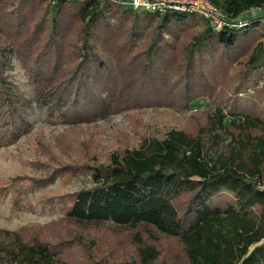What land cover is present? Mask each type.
<instances>
[{
  "label": "trees",
  "instance_id": "obj_1",
  "mask_svg": "<svg viewBox=\"0 0 264 264\" xmlns=\"http://www.w3.org/2000/svg\"><path fill=\"white\" fill-rule=\"evenodd\" d=\"M210 2L229 25L237 26L216 30L204 19L203 32L185 44L179 33L199 21L193 13L136 12L126 0H20L21 16L12 22L17 26L16 37H21L18 27L23 29V22L30 18L25 13L36 3H47L53 32L65 33L69 22L80 26L68 69L55 34L51 42H37L35 36L12 39L17 52H23L27 60L34 58L33 102L62 116L92 122L121 104L145 99L137 96L159 105L158 99L165 95L172 101L167 102L169 106L177 101L187 108L197 93L215 89L209 75L222 73L226 62L241 55L248 56V66L236 90L246 93L254 83L251 74L262 71L264 75V22L260 21L264 0ZM4 3L0 0V9ZM250 12L255 16L242 22V16ZM36 26V34L51 30L43 18ZM2 29L0 24V33ZM165 34L174 36L176 45ZM182 48L187 62L184 88L167 89L165 69L172 63L170 55ZM2 67L0 146L14 143L20 130L28 127L25 109L30 102L11 92ZM130 76L136 79L137 90L128 102H122L120 98L129 94L126 90L131 91ZM237 111L226 114L224 108L215 109L197 135L173 130L163 140L147 139L139 148L113 154L108 166L93 169L94 186L76 193L68 217L79 224L111 221L133 231L139 259L131 264H168L159 263V251L143 241L140 231H147L145 226L178 240L187 264H264V119ZM223 134L231 136L230 151L215 162L209 149ZM5 234L13 239L9 248L0 247V262L69 264L42 241L27 242L19 234Z\"/></svg>",
  "mask_w": 264,
  "mask_h": 264
},
{
  "label": "rangeland",
  "instance_id": "obj_2",
  "mask_svg": "<svg viewBox=\"0 0 264 264\" xmlns=\"http://www.w3.org/2000/svg\"><path fill=\"white\" fill-rule=\"evenodd\" d=\"M4 1L6 5L0 9V24L3 25L0 33L1 73L10 85L11 92L30 102L25 109L28 127L20 130L19 138L14 143L0 146V247H10L13 237L5 233H12L19 234L27 242L42 241L55 251L58 259L69 264H94L100 261L131 264L138 261L139 247L133 231L111 221L79 224L68 217L76 193L94 186L93 169L108 166L113 154L139 148L147 139L163 140L173 130L197 135L207 127L208 118L217 108H224L226 114L237 109L239 113L264 119L262 71L258 75L251 74L254 83L246 93H239L236 89L248 66V56L241 55L235 60L233 57L223 65L222 73H217L213 78L209 75L215 89H208L209 92L205 91L202 95L197 93L187 108L177 101L169 106L167 102L172 101L165 95L158 99L162 102L159 105L146 99V96H137L145 99L132 100L130 105L121 104L114 112H109L106 117H98L93 122L79 121L33 102L36 85L31 76V65L34 66V58L28 56L27 60L23 52H17L13 43L15 38L19 41L33 36L37 42H51V35L55 34L56 40L62 43L68 69L71 47H76L72 43L79 24L69 22L65 33L53 32L47 3L43 6L36 3L25 13V18H30L23 22V29L18 27L17 33L21 37H16L17 26L12 22L21 16L20 0ZM251 16H255V13H246L242 16V22ZM42 18L48 21L51 30L36 34V25ZM196 18L199 21L179 33L183 35L181 43H192L206 28L203 22L205 18L199 15ZM260 19L264 22L263 17ZM165 35L171 44L176 42L174 36ZM184 55V48L170 55L172 63L165 69L167 89L173 87L178 91L183 90L182 81L186 78L187 66ZM129 79L131 91L126 90L129 94L120 98L122 102H128V97L137 90L134 86L136 79L132 76ZM239 98L246 102L237 101ZM231 141L229 134L221 135L217 144L209 149L210 159L217 162L226 157ZM184 203L185 200L179 201V206L182 207ZM145 229L148 232L144 229L140 231L142 239L159 251V263L187 264L184 247L178 240L168 238L155 227L145 226ZM0 264H5V261Z\"/></svg>",
  "mask_w": 264,
  "mask_h": 264
},
{
  "label": "built area",
  "instance_id": "obj_3",
  "mask_svg": "<svg viewBox=\"0 0 264 264\" xmlns=\"http://www.w3.org/2000/svg\"><path fill=\"white\" fill-rule=\"evenodd\" d=\"M126 3L136 12L162 15L169 11L193 13L210 20L216 30L225 26H237L235 22L229 25L222 12L216 9L210 0H126Z\"/></svg>",
  "mask_w": 264,
  "mask_h": 264
}]
</instances>
